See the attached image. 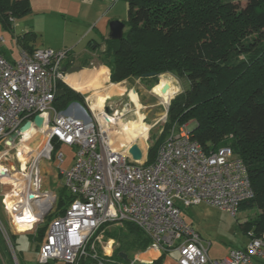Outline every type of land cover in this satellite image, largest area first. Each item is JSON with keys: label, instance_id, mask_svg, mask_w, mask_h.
Wrapping results in <instances>:
<instances>
[{"label": "built area", "instance_id": "2783aa9c", "mask_svg": "<svg viewBox=\"0 0 264 264\" xmlns=\"http://www.w3.org/2000/svg\"><path fill=\"white\" fill-rule=\"evenodd\" d=\"M68 53L66 49L38 48L32 53L21 49L15 61L0 53V162L8 160L10 150L23 141L20 128L27 121L32 122L36 132L42 130L45 134V144L27 162L25 170L18 158L19 149L15 151L25 184L16 188L19 195L11 204L7 202L8 194L2 200L14 230L19 231L14 216L26 220L21 215L27 209L37 218L27 231H36L39 218L56 203L57 196L43 190L40 169L42 159L56 160L59 166L64 163V153L56 149L54 140L73 150V164L58 172L74 200L63 215L50 222L38 253L39 262L109 264L116 241L105 239L102 227L129 222L151 240L147 250H158L166 256L177 252V264H264V236H255L253 231L244 247L231 249L221 261L210 260L201 234L182 215L181 207L204 203L236 216L241 204L254 198L247 165L233 149L223 146L207 153L192 138L193 122L173 127L151 163L148 136L117 145L111 136L125 117L122 111L105 110L112 116L109 121L88 98L85 105L73 102L65 110L54 106L58 83L66 78L62 63ZM36 115L44 119L42 128L33 122ZM16 132L18 136L10 141ZM140 138L146 141L145 147L137 142ZM134 143L142 150L140 161H135L129 152ZM4 176L1 174L0 179ZM45 198L50 200L41 206ZM0 230L17 260L1 218ZM130 258L131 262L120 264L144 262L136 254ZM0 264H6L1 253Z\"/></svg>", "mask_w": 264, "mask_h": 264}, {"label": "trees", "instance_id": "16d2710c", "mask_svg": "<svg viewBox=\"0 0 264 264\" xmlns=\"http://www.w3.org/2000/svg\"><path fill=\"white\" fill-rule=\"evenodd\" d=\"M128 4L126 30L120 40L107 39L99 59L104 65L96 77L112 83L132 79H158L172 73L186 78L189 88L168 101V120L162 136L148 150V163L173 127L195 121L192 138L209 153L229 146L247 165L255 192L243 202V208L257 209V218L246 222L255 236L264 234V0H247L245 6L235 0H125ZM31 12L29 0H0V21L12 29V21ZM35 33L17 37L22 49L32 53ZM108 68V69H107ZM156 76L144 78L147 73ZM64 94L55 98L57 110L71 103L85 105L84 97L64 82L58 83ZM55 147L61 144L56 140ZM74 196L66 186L57 193L53 209L36 229L34 240L40 250L50 222L63 215ZM109 225L106 224L102 227ZM116 239L109 264L146 251L151 240L132 223L106 230ZM166 254L151 264H164ZM52 261L47 264H52ZM63 264H68L62 262Z\"/></svg>", "mask_w": 264, "mask_h": 264}, {"label": "rangeland", "instance_id": "374dc122", "mask_svg": "<svg viewBox=\"0 0 264 264\" xmlns=\"http://www.w3.org/2000/svg\"><path fill=\"white\" fill-rule=\"evenodd\" d=\"M235 2L237 4H240L241 6H245L247 0H235ZM2 37L6 41H0V49L2 51V54L6 56L9 61H13L14 58H17L19 56V48L16 45L12 32L7 29V27L0 21V38ZM99 55L100 53H98L96 56H93V58H91L90 60H87L88 67H96L94 73H100L99 70L101 66L104 65L99 59ZM88 61L91 62L92 65H90ZM66 62L67 61H65L64 63ZM162 76L169 78L172 84L177 88V92L173 95L172 99H174L179 93L189 88V82L186 78L175 76L172 73L161 75L158 79V84L160 83ZM154 82V79H135L129 81L128 83H120L121 87H124L125 90H127L117 93L109 101V98H107L105 102V106L109 108V113H112L118 109L122 112L125 110H129L125 114V117L127 118V120H130L122 121V123H119V129L114 132L122 131V129L126 127L127 133L132 135L142 126H145L149 129V125H153L147 133V136L149 137L148 143L150 146L162 136L163 126L168 120L167 118L169 109V105L164 104L161 98L157 95L156 88L154 86L152 87ZM172 99L170 100L172 101ZM93 104L95 105V101ZM136 111L138 112V115L134 114L133 117L129 116L131 113L133 114ZM139 122L142 123L140 126H138ZM192 122L194 121L188 122L187 125L191 124ZM44 135L45 134L42 130H38V132L33 134L31 139L27 141V144L34 148L43 147V145L45 144ZM132 141H126L125 144H128ZM137 142L139 144H142V146H146V141L143 138L138 139ZM116 144L119 145L117 141ZM19 146L20 144L18 143L16 148L10 150V156L8 157V160L3 159L1 163H3L6 167H9L11 164H13L16 168H18L20 162L15 156V151L19 148ZM3 149L4 146H1V150ZM23 149L22 150L28 156L31 155L28 157V161L35 158V155H32L31 151L28 148ZM59 151H62L64 153L65 159L64 163L60 164V166L56 160H53L51 162L42 159L40 161L42 175L43 173H45L44 175L47 176L52 190L59 189L58 186H65V180L58 171L60 168H69L67 167L65 161H68L71 156L73 159L72 149L71 153L65 149L64 145H61ZM3 181H5L3 180V178L0 179V218L3 221L7 231L9 232L12 242L15 246L17 260L11 252L10 247L1 230L0 253L3 256L6 264H42L38 260L39 250H35L37 244V242L34 240V237L36 235L35 229L27 232H19L14 230V225L10 223V216L7 212H5L2 200L4 199L5 195L9 194L12 191V187L10 184L7 185L5 182L3 183ZM46 185L47 184L43 186V189ZM181 208L182 215L186 219V221L190 223L194 227V229L201 234L204 244L206 245V247H208L209 258L212 261H221L229 254L231 249L241 248L243 245H246L250 240L249 232L252 231L250 230L247 232L249 227L246 222L257 218V215L259 214V211L255 208H243L239 210L236 216H233L227 211L220 210L217 207H213L204 203L196 206H191L189 208ZM42 225L43 220L39 218V220L37 221V228L41 227ZM124 225L125 223L122 225H107L104 229V232L106 230H114L115 228H123ZM107 238L108 237H105V239ZM166 257L167 259L165 261V264H177L175 261L178 258L177 252H171ZM151 258L153 257L149 255L148 257H143L141 259L148 260ZM52 264L63 263L56 261Z\"/></svg>", "mask_w": 264, "mask_h": 264}, {"label": "crops", "instance_id": "0c3cea01", "mask_svg": "<svg viewBox=\"0 0 264 264\" xmlns=\"http://www.w3.org/2000/svg\"><path fill=\"white\" fill-rule=\"evenodd\" d=\"M29 2L31 6V12L24 17L13 20L12 29H10L14 36L16 45L19 48V55L22 47H20L17 43V37L27 33L36 34V40L31 42V46L34 49L51 48L54 50H68V58L62 63L63 71L67 77V81L65 78L64 83L74 91L83 95L85 102L88 98L92 107L95 101V106L97 109L100 106L105 105L107 98H109V101L114 95L117 94L113 92L107 93V87L113 85L117 86L120 85V83H128L129 81L135 80L132 79L125 80L120 83H112L110 80V70L107 68L108 79L107 81H101L96 77L99 73H94L96 67H88L87 65V60H90L93 58V56H96L98 53L105 50L106 41L107 39H110V23L116 20H120L124 23L127 21L128 4L125 0H29ZM1 42L6 41L4 39V41ZM0 53L2 54L1 49ZM4 57L7 58L6 56ZM18 57L14 58L13 61L18 59ZM65 61L67 62L64 63ZM89 64L92 65L91 62H89ZM74 66H81L82 70L77 72L65 71V68L70 69ZM68 78H70L71 81H69ZM73 82H75L77 85L74 86ZM160 84L163 88L164 85L161 80ZM154 87L156 88V93L161 98L162 102L167 105V102L172 98H167L166 92L161 95L158 92V85ZM124 90L125 88L121 87L120 92H123ZM98 93L107 94H102V96H99L97 99L95 97ZM118 111L121 112L119 109ZM128 111L129 110H125L122 114L126 116L125 114ZM134 114L138 115V112L136 111L133 114L131 113L129 116L133 117ZM126 120V117L122 119V121ZM141 124L142 123L139 122L138 126ZM124 129L126 130V127H124ZM140 146L145 147L144 145L142 146V144H140ZM64 147L67 151L72 153L70 147ZM23 148H28L31 151V148L28 146ZM65 162L67 167H70L73 164L72 156L68 161ZM44 174L45 173L42 175L43 186L45 184L47 185L43 190H47L57 196V193L62 187L58 186L59 189L52 190L50 187V182L47 179V176ZM49 200V198H45L44 203H42L41 206L44 204L47 205L46 201ZM34 219L37 218L34 217ZM244 246L245 245L242 247ZM151 250L153 249L146 250L142 253H137L136 255H138L140 258L141 254L147 253ZM154 251L157 252V255L153 258L148 260L140 259L144 262H151L160 258L162 253L158 250ZM175 261L177 263V259Z\"/></svg>", "mask_w": 264, "mask_h": 264}, {"label": "bare ground", "instance_id": "6f19581e", "mask_svg": "<svg viewBox=\"0 0 264 264\" xmlns=\"http://www.w3.org/2000/svg\"><path fill=\"white\" fill-rule=\"evenodd\" d=\"M68 80L71 81L70 78H68ZM66 81H67V77H66ZM161 81H162L164 86L166 84L169 85L168 89L166 90V96H167V98H172L173 95L177 92L176 86H174L172 84L171 80L169 78H167V77L162 76ZM73 83H74V86L77 85L75 82H73ZM120 89H121L120 85L109 86V87H107V93H109V92L118 93V92H120ZM107 93H98L95 98L98 99L99 96H102V94H107ZM93 108L97 109L94 104H93ZM98 109L103 112L104 118H106L109 121H110V119H112V116L110 114L106 113L105 105L100 106ZM119 123H122V120H120ZM148 130L149 129L147 127L142 126L135 133L130 135V134L127 133V131L125 129H122V131L113 132L111 137H112V141L114 143H116V141H117L120 145H122V144H125L126 141H132V140L136 139L137 137L147 136V131ZM35 133H36V130H34L33 128L31 129V131H29V130L24 131V139L20 143V146L18 148L19 149V153H20L18 158L21 161V165L23 167V170L26 169V165H27V162H28L27 160H28L29 156L23 150H20V149H22L25 146H28V147L31 148V151H32L31 153L33 155L39 154V152L42 149L40 147L39 148H36V147L34 148V147L30 146L29 144H27V141L30 140L31 137L33 136V134H35ZM8 170H11V172L8 173ZM19 170L20 169L16 168L13 164L10 165V169H9L3 163L0 162V175L1 174L6 175L3 178V180H5V181H3V183L5 182L7 185L10 184L12 189H13L8 194V199H7L8 204H11V201L13 199H15L19 195V193L17 192L16 188H20L21 185L25 184V181L23 180L22 174L20 173ZM22 212L23 213H22L21 216L25 217L26 220L16 219L17 216H14V219L17 220L16 221V227L18 228V230L24 232V231H27V230H30L31 228H33V224H34V222L37 219H34L35 216L30 214L29 213L30 211L27 210V209H25ZM149 255L154 257V256L157 255V252H155L154 250H151V251H149L147 253L141 254L140 258L148 257Z\"/></svg>", "mask_w": 264, "mask_h": 264}, {"label": "water", "instance_id": "95a60500", "mask_svg": "<svg viewBox=\"0 0 264 264\" xmlns=\"http://www.w3.org/2000/svg\"><path fill=\"white\" fill-rule=\"evenodd\" d=\"M125 23L120 21V20H116V21H112L110 23V35L109 38L112 40H120L123 35H124V30H125ZM82 70L81 66H74L73 68L67 69L65 68L66 72H77ZM156 76V73L151 72V73H147L145 74L143 77L144 78H148V77H153ZM169 85L166 84L165 86H163L162 88V93H165L166 90L168 89ZM136 92V91H134ZM64 94V91L62 89H58L56 92V97L61 96ZM170 104V103H169ZM168 104V105H169ZM106 111H109V108L106 107ZM43 117H41L40 115H36L33 119V122L35 124V126L37 128H42L43 127ZM193 128L192 131L198 126L197 122H193ZM30 128H32V122L31 121H27L21 128H20V132H24L26 130H29ZM16 136H18V132L14 133L12 135V137H10V141H12L13 138H15ZM129 152L132 155L133 159L135 161H140L142 159V150L140 148V146L137 143H134L130 146L129 148ZM30 197H32V195H30ZM56 201V199L54 200V202ZM53 206H50L45 212L44 214L41 216V219L44 220V217L47 216V214L52 210ZM27 232V231H26ZM119 256L126 262H131L132 259L130 258L129 254L126 251H120L119 252ZM140 264H150L149 262H140Z\"/></svg>", "mask_w": 264, "mask_h": 264}, {"label": "clouds", "instance_id": "9594fccd", "mask_svg": "<svg viewBox=\"0 0 264 264\" xmlns=\"http://www.w3.org/2000/svg\"><path fill=\"white\" fill-rule=\"evenodd\" d=\"M22 232V231H21Z\"/></svg>", "mask_w": 264, "mask_h": 264}]
</instances>
